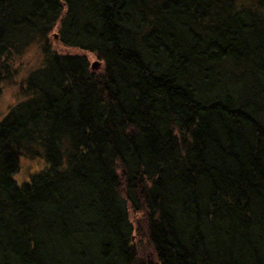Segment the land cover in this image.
Wrapping results in <instances>:
<instances>
[{
  "label": "trees",
  "instance_id": "16d2710c",
  "mask_svg": "<svg viewBox=\"0 0 264 264\" xmlns=\"http://www.w3.org/2000/svg\"><path fill=\"white\" fill-rule=\"evenodd\" d=\"M32 45L0 264H264V0H0V91Z\"/></svg>",
  "mask_w": 264,
  "mask_h": 264
},
{
  "label": "rangeland",
  "instance_id": "374dc122",
  "mask_svg": "<svg viewBox=\"0 0 264 264\" xmlns=\"http://www.w3.org/2000/svg\"><path fill=\"white\" fill-rule=\"evenodd\" d=\"M57 29L49 35V42L51 46L60 53H81L87 56L91 67L95 62H98L96 66L92 67L94 71H100L103 69L102 62H100L94 54L88 52H82L75 48H68L60 44L57 37H54ZM41 64V54L36 45L28 47L22 54L21 61L18 68V73L16 77L8 82H4L2 89L0 91V120L6 115L9 107L16 104L20 100L19 86L22 79L27 75V73ZM48 167V163L43 156L42 151L34 157L22 156L19 161V167L17 172L13 175L14 180L18 184H23L27 182L29 178ZM135 215H132V217ZM138 218V215H136ZM137 239V238H136ZM139 240V239H137ZM138 242V241H137ZM148 252L147 244L144 243L141 246V253L145 254Z\"/></svg>",
  "mask_w": 264,
  "mask_h": 264
},
{
  "label": "water",
  "instance_id": "95a60500",
  "mask_svg": "<svg viewBox=\"0 0 264 264\" xmlns=\"http://www.w3.org/2000/svg\"><path fill=\"white\" fill-rule=\"evenodd\" d=\"M54 37H57V34H54ZM96 64H98V62H95L92 67L96 66Z\"/></svg>",
  "mask_w": 264,
  "mask_h": 264
}]
</instances>
